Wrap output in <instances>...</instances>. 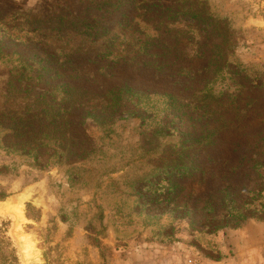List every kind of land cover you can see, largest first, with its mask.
Returning a JSON list of instances; mask_svg holds the SVG:
<instances>
[{
  "label": "rangeland",
  "instance_id": "374dc122",
  "mask_svg": "<svg viewBox=\"0 0 264 264\" xmlns=\"http://www.w3.org/2000/svg\"><path fill=\"white\" fill-rule=\"evenodd\" d=\"M0 264H264V0H0Z\"/></svg>",
  "mask_w": 264,
  "mask_h": 264
},
{
  "label": "trees",
  "instance_id": "16d2710c",
  "mask_svg": "<svg viewBox=\"0 0 264 264\" xmlns=\"http://www.w3.org/2000/svg\"><path fill=\"white\" fill-rule=\"evenodd\" d=\"M3 241V240H2Z\"/></svg>",
  "mask_w": 264,
  "mask_h": 264
}]
</instances>
